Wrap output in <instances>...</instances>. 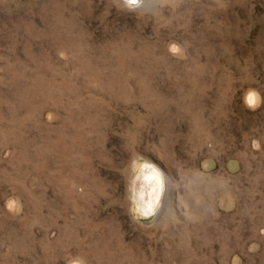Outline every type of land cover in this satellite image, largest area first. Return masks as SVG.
I'll return each instance as SVG.
<instances>
[{"label":"rangeland","instance_id":"1","mask_svg":"<svg viewBox=\"0 0 264 264\" xmlns=\"http://www.w3.org/2000/svg\"><path fill=\"white\" fill-rule=\"evenodd\" d=\"M0 264H264V0H0Z\"/></svg>","mask_w":264,"mask_h":264},{"label":"bare ground","instance_id":"2","mask_svg":"<svg viewBox=\"0 0 264 264\" xmlns=\"http://www.w3.org/2000/svg\"><path fill=\"white\" fill-rule=\"evenodd\" d=\"M140 10V9H139ZM77 134H79V133H77ZM66 137V136H65ZM151 171V170H150ZM149 172V171H148ZM150 173V172H149ZM154 196V195H153ZM136 199V198H135ZM154 199H156V198H154Z\"/></svg>","mask_w":264,"mask_h":264}]
</instances>
